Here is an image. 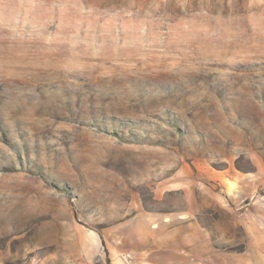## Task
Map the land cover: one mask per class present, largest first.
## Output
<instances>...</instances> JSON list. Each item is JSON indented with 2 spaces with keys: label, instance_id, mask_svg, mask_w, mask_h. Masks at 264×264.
Listing matches in <instances>:
<instances>
[{
  "label": "rangeland",
  "instance_id": "rangeland-1",
  "mask_svg": "<svg viewBox=\"0 0 264 264\" xmlns=\"http://www.w3.org/2000/svg\"><path fill=\"white\" fill-rule=\"evenodd\" d=\"M261 169L264 0H0V264H264Z\"/></svg>",
  "mask_w": 264,
  "mask_h": 264
},
{
  "label": "crops",
  "instance_id": "crops-1",
  "mask_svg": "<svg viewBox=\"0 0 264 264\" xmlns=\"http://www.w3.org/2000/svg\"><path fill=\"white\" fill-rule=\"evenodd\" d=\"M260 165H258V169ZM254 178L259 179L258 184L253 183V186H251V183H247L248 188L244 187L243 191L234 192V197H238L239 201L233 209L240 210L241 214H244L245 218L243 221L240 220L239 224L244 228L245 241L254 244L255 247L264 249V229L259 231L256 229V226L260 223V226H264V221H262L264 220V169L260 170L259 177L256 173ZM252 212L255 213L254 216H252Z\"/></svg>",
  "mask_w": 264,
  "mask_h": 264
},
{
  "label": "bare ground",
  "instance_id": "bare-ground-1",
  "mask_svg": "<svg viewBox=\"0 0 264 264\" xmlns=\"http://www.w3.org/2000/svg\"><path fill=\"white\" fill-rule=\"evenodd\" d=\"M229 185V184H228Z\"/></svg>",
  "mask_w": 264,
  "mask_h": 264
}]
</instances>
